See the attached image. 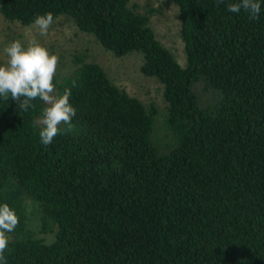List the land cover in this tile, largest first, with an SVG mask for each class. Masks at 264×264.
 <instances>
[{"label": "trees", "instance_id": "obj_1", "mask_svg": "<svg viewBox=\"0 0 264 264\" xmlns=\"http://www.w3.org/2000/svg\"><path fill=\"white\" fill-rule=\"evenodd\" d=\"M161 1L177 10L181 62L132 0H0L7 22L51 12L135 54L164 105L76 57L53 80L71 89L72 130L43 146L44 102L0 98V204L19 218L8 264H264V0L257 21L233 0Z\"/></svg>", "mask_w": 264, "mask_h": 264}, {"label": "clouds", "instance_id": "obj_2", "mask_svg": "<svg viewBox=\"0 0 264 264\" xmlns=\"http://www.w3.org/2000/svg\"><path fill=\"white\" fill-rule=\"evenodd\" d=\"M217 4L224 0H216ZM228 11L239 14L245 12L252 21H257L261 13L260 0H233L227 4ZM53 14L47 12L36 15L29 31L35 34L24 44L20 40L9 42L3 49L7 60L0 65V98L9 96L18 103L21 111L34 108L32 103L39 98L44 102L42 116L36 123L40 125L39 138L43 146L50 145L61 133L60 125L72 130V119L77 109L70 102L71 89L65 88L59 94L53 80L59 65V57L52 54L37 39L36 35L47 36L53 24ZM19 223L15 211L7 203L0 204V264H8L4 255L9 245L8 233H12Z\"/></svg>", "mask_w": 264, "mask_h": 264}, {"label": "rangeland", "instance_id": "obj_3", "mask_svg": "<svg viewBox=\"0 0 264 264\" xmlns=\"http://www.w3.org/2000/svg\"><path fill=\"white\" fill-rule=\"evenodd\" d=\"M132 4L138 6L141 11L151 10L150 25L156 37L181 62L182 44L178 37V17L174 5L161 0H132ZM29 29L30 26L7 22L0 15V65L5 64L7 60L4 47L13 40H20L26 44L35 34L34 29L31 31ZM36 39L50 53L59 57L55 77L63 78L69 75L74 69L75 58H82L86 62L98 63L114 84L124 88L143 103H154L160 108L164 106L161 87L153 79L141 75L135 54L124 58L113 56L103 50L91 36L78 31L69 19L60 17L53 20L49 34L36 35ZM42 238L51 241V236Z\"/></svg>", "mask_w": 264, "mask_h": 264}]
</instances>
